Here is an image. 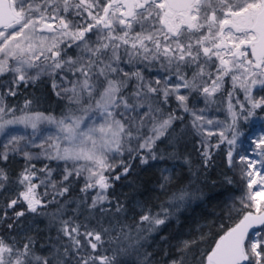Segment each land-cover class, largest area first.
<instances>
[{
  "label": "snow or ice",
  "instance_id": "1",
  "mask_svg": "<svg viewBox=\"0 0 264 264\" xmlns=\"http://www.w3.org/2000/svg\"><path fill=\"white\" fill-rule=\"evenodd\" d=\"M260 92L264 0H0V264H264Z\"/></svg>",
  "mask_w": 264,
  "mask_h": 264
},
{
  "label": "trees",
  "instance_id": "2",
  "mask_svg": "<svg viewBox=\"0 0 264 264\" xmlns=\"http://www.w3.org/2000/svg\"><path fill=\"white\" fill-rule=\"evenodd\" d=\"M35 89L30 87L28 89V92H32ZM39 94V93H37ZM22 100V97H21ZM51 106V107H49ZM39 111H45V110H51L54 112H58L59 108L56 106V103L54 102V100H50L47 101L46 103H43L39 109ZM178 162L175 161H169L168 164L166 166L168 167H173L175 164H177ZM165 165H161V164H155L154 162V167L153 168H149L146 171L142 172L141 175L143 177V179L147 182L148 186L150 187L152 182H153V178H154V173L156 172V169L159 167H164ZM229 175H231V173H229ZM218 174L213 172V174L211 175V179H217ZM237 180V184L235 186H230V189L232 191L235 192V194L239 195V191H238V187H239V181H238V177H236ZM126 190V189H125ZM223 198V197H221ZM213 206L211 204L209 205H202L200 208H197L195 212L193 213H187L185 214L184 217H182V227H178L176 226L174 223L172 225H170L168 231H172L173 235H175L177 237V239H188L191 237H196L199 236V229L197 228V220H199V223L201 225H203L206 220L205 218H207V220L209 221H215L216 224H220V223H224L225 225H227L229 222L225 219V220H219L217 219V216L219 215V208L215 209V213L216 215H213ZM205 232H207V229H204ZM207 245H202V247H206Z\"/></svg>",
  "mask_w": 264,
  "mask_h": 264
},
{
  "label": "rangeland",
  "instance_id": "3",
  "mask_svg": "<svg viewBox=\"0 0 264 264\" xmlns=\"http://www.w3.org/2000/svg\"><path fill=\"white\" fill-rule=\"evenodd\" d=\"M258 95H264V92H260ZM56 114H59V111ZM219 115L223 119L225 114L220 113ZM239 132L242 135L239 137L237 150L252 155L251 149L254 147L253 141L258 136L264 135V109L256 110V114L246 121L241 120Z\"/></svg>",
  "mask_w": 264,
  "mask_h": 264
}]
</instances>
